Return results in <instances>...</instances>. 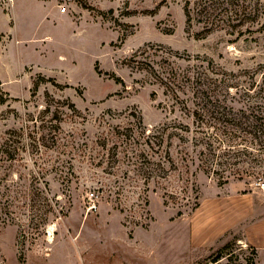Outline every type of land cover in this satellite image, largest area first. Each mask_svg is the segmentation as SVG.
I'll list each match as a JSON object with an SVG mask.
<instances>
[{"label":"rangeland","instance_id":"obj_1","mask_svg":"<svg viewBox=\"0 0 264 264\" xmlns=\"http://www.w3.org/2000/svg\"><path fill=\"white\" fill-rule=\"evenodd\" d=\"M241 3L211 27L184 0H0V264H264V178L233 175L257 153L225 148L264 111Z\"/></svg>","mask_w":264,"mask_h":264},{"label":"trees","instance_id":"obj_2","mask_svg":"<svg viewBox=\"0 0 264 264\" xmlns=\"http://www.w3.org/2000/svg\"><path fill=\"white\" fill-rule=\"evenodd\" d=\"M160 1L166 2L167 0ZM239 1L240 0H184V14L186 17V23L190 24V7L194 5L198 8L197 13L200 17V22L204 23L205 25H210L211 27H214V25L218 23L231 25V23L235 21L240 24H244L248 19L247 17H251V15L253 14L254 8L250 10V7L243 6L244 3L239 4ZM234 121H237L236 124L233 125V129L235 130H232L233 132L229 131V139H227L226 145L224 144V142H222V144H224L225 148L227 149L234 147L232 142H234L237 131H242L243 133H245V135L249 134L251 138L250 145L253 146L254 150L251 151L256 152L257 155H251V157L249 158L251 159L253 157H256L251 160L253 163L251 171L240 172L239 170H237V172H235L233 175L239 180L245 177L255 180L258 178H264V111H255V113H251V118L247 117L244 119H234ZM248 154L250 153H247L244 150H239L232 153V157L234 160H237L245 157L244 155ZM228 248L229 247L225 246L224 250L226 251V253L223 254L220 251L216 253L211 258V260L203 264L238 263L239 254L232 250L227 251Z\"/></svg>","mask_w":264,"mask_h":264},{"label":"bare ground","instance_id":"obj_3","mask_svg":"<svg viewBox=\"0 0 264 264\" xmlns=\"http://www.w3.org/2000/svg\"><path fill=\"white\" fill-rule=\"evenodd\" d=\"M49 237H51V233H49ZM49 241H50V239H49Z\"/></svg>","mask_w":264,"mask_h":264},{"label":"built area","instance_id":"obj_4","mask_svg":"<svg viewBox=\"0 0 264 264\" xmlns=\"http://www.w3.org/2000/svg\"><path fill=\"white\" fill-rule=\"evenodd\" d=\"M91 209H92V210H95V207H92Z\"/></svg>","mask_w":264,"mask_h":264}]
</instances>
